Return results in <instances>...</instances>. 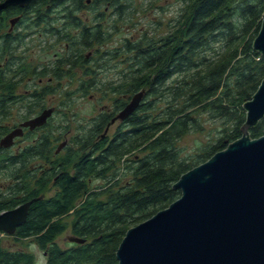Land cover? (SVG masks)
<instances>
[{"label": "trees", "instance_id": "1", "mask_svg": "<svg viewBox=\"0 0 264 264\" xmlns=\"http://www.w3.org/2000/svg\"><path fill=\"white\" fill-rule=\"evenodd\" d=\"M85 1L89 0H55V3L71 2L84 6ZM90 2L87 8L94 12L98 25L87 24V48L104 43L115 32V29L113 32L106 30L103 22L106 15L100 8L104 5L112 7L117 18L124 14L125 9L121 0ZM181 2L185 7L180 9L177 32L158 42L144 38L125 40L122 50L132 53L131 72L124 73L130 77L127 91L136 94L145 90L138 108L123 120L126 129H118L111 137L108 134L102 136V130L116 113H101L93 118L91 127L83 135L77 136L79 148L71 149L64 157H57L53 167L45 170L37 183L29 181L31 174H23L22 180L16 182L22 185L19 191L23 200L45 194V198L33 201L26 222L14 234L19 240L36 242L46 251L45 264H119L116 251L126 231L178 199L181 190H174L173 185L182 174L201 163L187 162L176 147L178 139L200 127L195 112L190 111L193 106L208 112L213 118L222 119L225 124L231 123V128L223 130V137L206 149L203 161L242 136L241 127L246 120L243 105L253 97L264 79V57L253 48L264 18V0ZM69 10L71 16H75L74 7ZM218 41L226 42V48L231 46L229 51L233 48L231 55H224L229 53L227 51L218 60L206 62L205 51ZM108 53L114 58L121 50H108L104 55ZM199 59L201 61L197 62ZM204 64V69H198ZM95 65L101 68L104 64L96 59ZM192 69L194 72L188 78L167 87L175 75ZM87 72L89 75L92 73L90 67ZM5 78L4 71H0V97L8 95L5 94L6 87L12 78L9 73L8 80ZM91 86L96 87L91 83L82 89L88 91ZM122 87L112 89L117 92ZM165 89L173 99L165 114H138L140 110L148 111L154 107V101L144 102L147 95L155 97ZM45 91L48 94L53 90ZM43 97H39L38 107L44 106ZM180 97L182 101L176 106L173 102ZM127 103L118 105L119 110ZM48 130L38 135L37 142L39 157L44 160L52 152L49 149L52 129ZM263 134L264 118L250 130L253 138ZM138 147L147 153L127 161L128 180L119 185L120 164ZM27 154L31 157L33 153L25 151L22 160H26ZM6 155L9 161L20 159L14 153ZM1 156L2 153L0 164L3 163ZM8 169L11 176L17 178L15 167ZM54 179L58 191L49 197L46 190ZM100 179L107 180L106 187L91 186L92 181ZM20 194L13 188L7 199L16 201ZM103 195H106L105 199ZM9 207L10 204L2 205V208ZM67 215H73V234L86 241L73 243L72 247L65 249L56 242V238L67 228L64 221ZM0 264H36V258L24 249L4 248L0 242Z\"/></svg>", "mask_w": 264, "mask_h": 264}, {"label": "water", "instance_id": "2", "mask_svg": "<svg viewBox=\"0 0 264 264\" xmlns=\"http://www.w3.org/2000/svg\"><path fill=\"white\" fill-rule=\"evenodd\" d=\"M23 1L29 0H5L0 10ZM253 48L264 57V18ZM144 94H134L111 123L131 115ZM243 107L242 136L182 174L173 185L181 196L126 231L116 251L119 264H264V134L250 135L264 118V79ZM54 110L45 109L23 126L44 125ZM22 134V128L14 129L0 144L8 147ZM32 202L0 213V230L14 235ZM70 241L86 239L74 235Z\"/></svg>", "mask_w": 264, "mask_h": 264}, {"label": "rangeland", "instance_id": "3", "mask_svg": "<svg viewBox=\"0 0 264 264\" xmlns=\"http://www.w3.org/2000/svg\"><path fill=\"white\" fill-rule=\"evenodd\" d=\"M125 5L124 14L120 17H116L114 10L102 6L101 12H105V18L103 19L105 28L108 32H113L110 38L102 43L94 44L87 48V53L92 52L93 59L100 60V64H104L101 68L95 65L96 61L89 63L87 68H95L98 70V82L96 87H89L88 91H84L79 87V81L82 78V72L77 69L76 78L71 82L63 81L61 86H57L53 89V93L45 97L43 102L46 107L53 106L56 108L52 120L47 129L38 132V135L44 134L48 129H52V158L53 153L57 150L58 145L65 140H68V144L58 154L55 155V159L58 157L66 156L71 149H78L79 145L76 143L78 135H83L87 129L91 127L93 118L99 114H112L118 113V105L124 102H130L134 96V92L127 91V85L129 78L124 73L131 72L129 66H131V55L122 50L125 40H138L140 38L153 40L158 42L160 39L177 32V21L180 15V9L184 8V4L181 0H121ZM88 17V24L95 23V15L92 10L86 11ZM117 30V31H116ZM226 42L218 41L212 43V47L205 51L207 58L206 62H214L219 59L221 55L229 51V48L225 46ZM93 48V49H92ZM97 48V50H96ZM119 48L121 53L112 58L109 53L104 55L108 50H114ZM230 49L229 53L232 52ZM95 51V52H94ZM202 57V55H201ZM197 61V60H196ZM199 59L197 62H200ZM205 64L199 66L198 69H204ZM194 72V69L187 73L175 75L171 81L168 82L167 87L176 85L182 79L188 78L189 75ZM84 79V78H82ZM233 80V78L231 79ZM57 83V82H56ZM69 83V84H68ZM123 86L119 91L114 92L113 87L119 88ZM20 92L25 89L20 88ZM145 91V90H144ZM180 99V100H179ZM175 100L173 103L180 104L182 98ZM118 100L119 103H116ZM154 101V107L148 111H139V115L148 113L153 116L162 113L165 114L170 102L173 101L168 90H163L158 96L151 97L146 96L144 102ZM190 111H194V116L198 118L200 127L198 130H193L183 135L176 142V147L180 152V156L185 158L187 162L197 163L203 161L202 155L206 152L208 147L216 144L219 139L223 137V130L231 128V123H224L222 119L213 118L206 111H201L198 107L193 106ZM13 117L7 119L8 123L17 124L19 122L18 116L12 114ZM126 126L123 120L117 119L110 127L108 136L111 137L118 129ZM102 132H104L102 130ZM225 149V148H224ZM16 150V149H15ZM14 152V151H13ZM147 152L141 151V147L134 149L131 153L127 154L120 164L119 178L121 182L119 185L126 183L128 176L127 161L133 159L134 156H142ZM208 157V156H207ZM206 158V157H205ZM204 158V159H205ZM40 166L49 164L44 158H39ZM204 162V161H203ZM51 166V163L48 165ZM45 166H42V168ZM73 170L71 169V172ZM106 179L94 180L91 186L97 187L107 185ZM119 185L117 187H119ZM54 189L49 188L46 190L47 195H52ZM106 198V195H103ZM78 205V202H77ZM73 215H67L64 217V221L67 224L66 230L56 238V242L62 248L72 247L74 242L70 241V237L74 236L71 228V222ZM0 242L2 247L8 249H24L35 255L36 264H45L46 257L41 248L34 245L32 240H19L14 235H8L0 232Z\"/></svg>", "mask_w": 264, "mask_h": 264}, {"label": "flooded vegetation", "instance_id": "4", "mask_svg": "<svg viewBox=\"0 0 264 264\" xmlns=\"http://www.w3.org/2000/svg\"><path fill=\"white\" fill-rule=\"evenodd\" d=\"M4 1L0 0V3ZM23 2L24 4L16 3L0 10V71H4L6 80H8V73L12 78L8 80L9 87H6L5 94L8 93V95L0 97V141L14 129H23V134L15 137L12 145L5 147L0 144V153H2L3 159V163L0 164V213L14 209L28 201H35L36 198L37 201L45 198V194L42 193L40 196L23 200L21 191H19V187L22 185L16 182L22 180L23 174L26 176L31 174L32 179L29 181L34 184L37 183L40 180V175L53 167L55 155L68 144V140L60 143L53 153V158L51 152L46 159L49 164H52L51 166H48L49 164L40 166L37 147L39 136L37 133L48 128L56 108L44 125L34 129L24 127V122L37 117L45 109L50 108L45 105L38 107L39 97L44 96L42 99V104H44L45 97L53 93L47 94L45 90H53L57 86H61L63 81L71 82L76 78L77 69L82 72V78H84L79 81L81 88L87 87L91 83L97 84L99 76L98 70L92 66V73L89 75L87 72V65L96 61L93 59L95 53H87V39L85 37L88 27L86 11L88 10L87 5L91 4L90 0L85 1L84 6L81 5L82 7L79 6V3L71 4V2L56 4L55 0ZM71 6L74 7L75 16H71L72 13L69 10ZM95 25L97 26L98 23L96 22ZM10 66H13V69H10ZM20 88L25 90L20 92ZM12 114L18 116L19 122L17 124L7 122V119L13 117ZM115 116L106 124L102 136L109 132L113 124L111 123L112 119ZM53 148L52 146L49 147L52 151ZM29 150L33 153L32 156L27 154L26 160H22L24 157L22 154ZM10 153L16 154L20 159L16 162L7 160L6 154ZM42 166L45 167L42 168ZM8 167H15L17 178L11 176ZM49 187L54 189V192L48 196H54L58 191L55 179L49 184ZM13 188H16L20 194L16 201L12 198L7 199L8 192ZM5 203L10 204V207L2 208ZM22 225L17 227L15 233ZM0 232L5 233L2 230ZM34 245L38 246L36 242ZM43 252L46 257L47 252L44 250Z\"/></svg>", "mask_w": 264, "mask_h": 264}]
</instances>
